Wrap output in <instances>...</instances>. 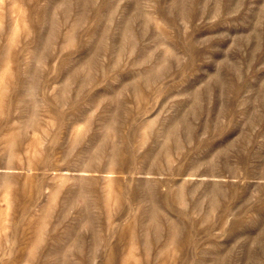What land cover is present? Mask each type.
Segmentation results:
<instances>
[{"label": "rangeland", "instance_id": "1", "mask_svg": "<svg viewBox=\"0 0 264 264\" xmlns=\"http://www.w3.org/2000/svg\"><path fill=\"white\" fill-rule=\"evenodd\" d=\"M0 264H264V0H0Z\"/></svg>", "mask_w": 264, "mask_h": 264}]
</instances>
